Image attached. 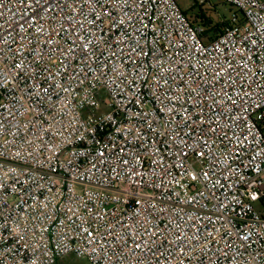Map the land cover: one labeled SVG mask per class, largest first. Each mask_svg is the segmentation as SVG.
<instances>
[{
  "label": "built area",
  "instance_id": "built-area-1",
  "mask_svg": "<svg viewBox=\"0 0 264 264\" xmlns=\"http://www.w3.org/2000/svg\"><path fill=\"white\" fill-rule=\"evenodd\" d=\"M217 1L208 39L176 0H0V264H264V0Z\"/></svg>",
  "mask_w": 264,
  "mask_h": 264
},
{
  "label": "rangeland",
  "instance_id": "rangeland-1",
  "mask_svg": "<svg viewBox=\"0 0 264 264\" xmlns=\"http://www.w3.org/2000/svg\"><path fill=\"white\" fill-rule=\"evenodd\" d=\"M198 1L200 4L203 1L202 7H195V2ZM179 7L184 12H189V16L191 17V21L197 24L195 21L197 19V15H200L202 12L207 16L213 18L215 22L224 21L230 14L231 8L225 4L218 2L217 0H176ZM194 8V9H193ZM58 264H89L85 259H78L73 255H69L58 262Z\"/></svg>",
  "mask_w": 264,
  "mask_h": 264
},
{
  "label": "trees",
  "instance_id": "trees-1",
  "mask_svg": "<svg viewBox=\"0 0 264 264\" xmlns=\"http://www.w3.org/2000/svg\"><path fill=\"white\" fill-rule=\"evenodd\" d=\"M203 4L204 3L200 4V2L196 1L194 8L200 7V6L202 7ZM231 11H232V9H231ZM184 13L187 16V18L191 21V17L189 16V12H184ZM227 18L222 22H215V20L213 18L207 16L205 13L202 12L200 15H197V19L195 22L197 24L199 23L201 26L204 27V29H205L204 37L205 38L215 39L223 33L224 28L228 25Z\"/></svg>",
  "mask_w": 264,
  "mask_h": 264
}]
</instances>
